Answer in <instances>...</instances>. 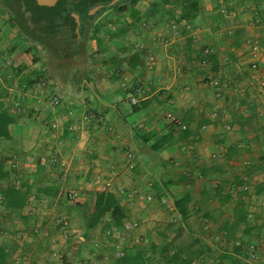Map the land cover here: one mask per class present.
Segmentation results:
<instances>
[{
	"label": "crops",
	"instance_id": "1",
	"mask_svg": "<svg viewBox=\"0 0 264 264\" xmlns=\"http://www.w3.org/2000/svg\"><path fill=\"white\" fill-rule=\"evenodd\" d=\"M227 2L222 15L209 13L210 22L199 16L202 9L187 21L170 3L143 8L137 14L145 12L148 28L128 41L115 40L112 48H97L89 57L77 45L72 53H57L60 63L72 66L69 76L72 68L81 71L46 85V98L59 99L56 106L0 79V112L14 119L10 139L0 141V171L27 196L19 211L0 203V229L12 234L0 232V247L8 253L4 264H113L124 247L145 242L157 251L160 242H166L162 250L185 238L190 245L179 251L194 254L199 264H264V122L255 114L264 96L246 85L214 90L209 84L218 74L246 81L250 41L261 49L264 75V0L234 7ZM4 25L0 20V35ZM139 83L131 105L130 87ZM184 129L191 135L180 137ZM165 133L170 143L152 150V137ZM53 152L62 170L39 164ZM13 160L18 175L9 169ZM107 181L125 221L105 229L104 218L87 230L83 209ZM183 193L189 198L185 218L175 209ZM239 194L244 224L232 216ZM230 225L233 231H225ZM250 247L255 259L249 258Z\"/></svg>",
	"mask_w": 264,
	"mask_h": 264
},
{
	"label": "rangeland",
	"instance_id": "2",
	"mask_svg": "<svg viewBox=\"0 0 264 264\" xmlns=\"http://www.w3.org/2000/svg\"><path fill=\"white\" fill-rule=\"evenodd\" d=\"M224 1L227 2L226 0H199L198 7L199 9H202L201 10L202 15L200 14L199 16H202V20H204L205 22L207 21L210 22L211 16L209 15V13H212V11L217 10L218 13L222 15V13H220L219 10H221L222 7L224 8L225 6ZM229 1H232L231 4L233 3V7H234L240 4L243 0H229ZM229 1L227 2V7H229L230 5ZM141 10L142 9H140V11ZM174 14L175 11L173 12V16ZM8 17L9 16L6 13L0 0V20H3L6 24L4 26L8 27L7 28L2 26L1 29L2 33L0 35L4 37L2 40L0 39V57H6L7 59H10L9 65L6 67L3 66L2 64L3 62L0 59V79L3 80L4 85L6 87L13 88L16 85H21L30 89V87L33 84L38 82H43L46 85H54L61 81H67L68 77L71 78L72 75L74 74H79L81 68L75 67L71 69V70L75 69V71L72 72V74L69 76L67 72L68 70H70L69 68H71L72 66L67 61H63L62 63H60L56 59L57 52H56V46L54 44L40 43V45H38L36 43H33L31 40L21 35V33L18 32L17 29L10 24ZM147 24L149 25V20L147 19L145 12H142V14L138 15L137 22H135V24L133 25L128 26L118 23L117 25L114 26L97 28V30L93 33L88 32L89 34L87 35L89 36L90 40H94L92 41L93 43H88V42L83 43L81 44L80 47L83 48L84 55L89 57L91 56V53H94L95 51L99 50L97 48L100 47L112 48V45L115 40L126 41L128 36H130L131 34H135V32L139 30H147L148 28ZM93 44L97 45L96 50L94 51L91 48V45ZM27 51L29 53H26ZM32 59H36V63H32ZM240 80H241L239 81L240 85L238 86V88H236L238 90H242L246 85V81H242L241 78ZM10 103L11 101L9 99L8 104L10 105ZM2 107L5 108V106ZM224 157L225 155L223 154V156H219V158L216 157L214 159L222 160L224 159ZM214 159L210 157L211 161ZM252 161H255V157L250 159V162ZM252 164L253 165L248 164V167H252L255 165V163ZM11 171L15 172V174L18 175L16 169ZM0 183H2L1 180ZM13 184L15 186L18 185V183L16 182ZM0 232L2 233L3 236L5 235L12 236V234L8 230L0 229ZM177 242H179V245L175 244V247L177 248L172 246L173 244L168 246L167 251L169 255L173 254L174 252H177V250L179 251L178 247L182 245L184 247L186 245H190V240L187 238L180 239ZM165 243L166 242H162V243L160 242V244L157 246L159 248H157L156 253L160 251L159 249L162 248ZM146 244L147 243L145 242H141V243H136L133 246L146 245ZM15 247H16L15 244H13L12 249H15ZM184 252L185 251H183V253ZM185 253H188V255L191 256L192 258L194 256V254L190 252H185Z\"/></svg>",
	"mask_w": 264,
	"mask_h": 264
},
{
	"label": "flooded vegetation",
	"instance_id": "3",
	"mask_svg": "<svg viewBox=\"0 0 264 264\" xmlns=\"http://www.w3.org/2000/svg\"><path fill=\"white\" fill-rule=\"evenodd\" d=\"M54 0L50 6L35 0H1L10 24L33 43L54 44L61 56L90 41L87 34L97 28L133 25L137 11L169 5V0ZM57 32L43 35L42 30ZM89 32V33H88ZM93 38V37H92ZM89 39V40H88Z\"/></svg>",
	"mask_w": 264,
	"mask_h": 264
},
{
	"label": "trees",
	"instance_id": "4",
	"mask_svg": "<svg viewBox=\"0 0 264 264\" xmlns=\"http://www.w3.org/2000/svg\"><path fill=\"white\" fill-rule=\"evenodd\" d=\"M198 1L199 0H169V3L180 9L184 20L190 21L200 14ZM165 2L167 3V0ZM96 30L97 29H95V31ZM42 31L43 35L57 32L55 29H45ZM26 53L29 52L27 51ZM32 63H36V59H32ZM13 121V117L8 115L5 111L0 112V141L10 139L8 126L11 125ZM188 135H191V131L187 129H184L180 133V137L182 138H185ZM152 138L153 144L151 145V149L158 151L162 147L168 145L172 137L170 133H165L158 136L154 135ZM1 163L2 161L0 160V164ZM0 180L5 182L3 186L0 185V203L2 206L6 209H12L15 211L21 210L26 203V193L20 191L8 181L7 173L0 171ZM214 192H216V190ZM241 196L242 194H239L236 197L237 199L232 208V216L235 224L245 223L246 213L243 209ZM92 200V206L90 208L83 209V223L85 229H94L99 223H102L104 218H107V221L103 223L105 229L119 228L123 225L125 221L124 212L112 194L96 191L92 195ZM188 202L189 198L187 193H183L178 196L175 201V209L182 218H185L188 213ZM226 227L227 230L225 231H233V225ZM226 237L228 238V235ZM167 249L168 246L156 253V246L151 243H147L146 245H132L130 247H124L119 250L120 255L115 257L113 264H190L193 259L188 255V253H183L181 251V254L178 250L177 252L169 255ZM7 259L8 253L0 247V264L6 263Z\"/></svg>",
	"mask_w": 264,
	"mask_h": 264
},
{
	"label": "built area",
	"instance_id": "5",
	"mask_svg": "<svg viewBox=\"0 0 264 264\" xmlns=\"http://www.w3.org/2000/svg\"><path fill=\"white\" fill-rule=\"evenodd\" d=\"M255 22L257 23L258 20L256 19ZM246 45H247V51L249 52V56H250V60L247 64L246 88L249 90H252V91H254V90L257 91L259 96L260 95L264 96V75L261 74V71H260L261 66H260L259 59H258L261 56V49L259 48L258 44L254 41L247 42ZM204 53L207 55L208 51H205ZM2 62H3L4 67L9 65V60L6 58H4L2 60ZM209 84L214 90H219L223 86H228V85H230L231 87L236 89L240 85V82L237 79H233L231 81L228 77H226L222 74H218L216 77H214L210 81ZM30 91H31L30 92L31 95L38 98V101L46 100L47 104L51 107L59 104V99L55 96H50V97L46 98V84L43 82H38V83L33 84L30 88ZM140 92H141V83L135 84V85L130 87V93L128 94L129 104H131V105L136 104V98L138 97ZM256 98H258V97H256ZM262 102H264V100ZM255 114H256L257 118H259L260 120H262L264 122V105H263V103H261L260 105L255 107ZM166 118L169 119L170 122L177 125L176 120L170 114H167ZM178 126H180L179 123H178ZM50 127L54 128L53 125H50ZM182 129H183V127H182ZM39 164L40 165L49 164L53 168H55L56 170H62L64 168V163L61 160L59 161L55 152L52 153V155L49 157V159L47 161L45 159H41L39 161ZM17 166H18V162L13 160V162H11L9 165V169L15 170V169H17ZM110 187H111V183H110V181H107V182L103 183L102 185H100L99 190H100V192L107 193V191H109ZM66 197L69 199H74L75 193H69L66 195ZM146 200H148V201L151 200V197L149 195L146 196ZM61 224L63 226L66 225V223L64 221ZM126 227H128V226H126ZM249 250H250L249 251V258L255 259L256 258V253H255L256 251L254 250L253 247H250ZM119 255H120L119 251H116L115 257H118ZM190 264H199V262L198 261H192Z\"/></svg>",
	"mask_w": 264,
	"mask_h": 264
},
{
	"label": "water",
	"instance_id": "6",
	"mask_svg": "<svg viewBox=\"0 0 264 264\" xmlns=\"http://www.w3.org/2000/svg\"><path fill=\"white\" fill-rule=\"evenodd\" d=\"M35 1H36V4L45 5V6H50L54 2V0H35Z\"/></svg>",
	"mask_w": 264,
	"mask_h": 264
}]
</instances>
